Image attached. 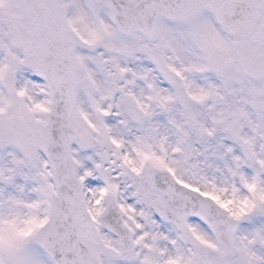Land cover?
<instances>
[{
	"label": "snow or ice",
	"instance_id": "snow-or-ice-1",
	"mask_svg": "<svg viewBox=\"0 0 264 264\" xmlns=\"http://www.w3.org/2000/svg\"><path fill=\"white\" fill-rule=\"evenodd\" d=\"M0 264H264V0H0Z\"/></svg>",
	"mask_w": 264,
	"mask_h": 264
}]
</instances>
